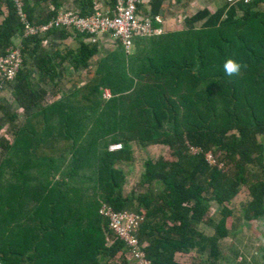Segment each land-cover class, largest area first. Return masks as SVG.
<instances>
[{"label":"trees","instance_id":"obj_1","mask_svg":"<svg viewBox=\"0 0 264 264\" xmlns=\"http://www.w3.org/2000/svg\"><path fill=\"white\" fill-rule=\"evenodd\" d=\"M42 1L51 7L38 14L24 0L30 24L46 23L62 9L90 15L94 2L101 0H77L73 7ZM107 2L112 7L115 0ZM162 2L152 0L153 19ZM260 2L264 5V0H227L215 12L199 9L185 18L183 30L135 38L134 54L117 43V49L97 62L89 81L42 104L47 93L34 90L32 70L43 83L54 85L65 62L75 70L89 68L100 53L99 44L71 27L24 37L12 1L4 0L0 56L18 47L22 65L13 83L0 77V85L9 86L26 115L11 143L0 137L5 151L0 162L2 264H22V257L31 264H101L119 252L128 259L125 244L99 214L103 203L117 211L145 210L139 234L152 264H178V253L193 250L207 252L203 264H220L218 242L227 235L231 215L226 204L245 188L249 199L242 209L244 219L264 216V145L257 139L264 134ZM153 25L161 26L155 20ZM16 35L19 46L12 41ZM52 35L72 38L78 46L65 55L49 53L43 44ZM229 57L243 65L232 77L222 67ZM133 141L172 150L174 161L145 162L144 181L159 186L156 194L133 197L123 192V174L114 167L122 151L108 149ZM192 148L200 151L194 154ZM210 152L220 153L229 168L211 165L206 157ZM54 172L67 184L53 181ZM211 202L221 206V218L217 223L208 220L214 227L209 236L199 226ZM252 262L241 258L240 264Z\"/></svg>","mask_w":264,"mask_h":264},{"label":"rangeland","instance_id":"obj_2","mask_svg":"<svg viewBox=\"0 0 264 264\" xmlns=\"http://www.w3.org/2000/svg\"><path fill=\"white\" fill-rule=\"evenodd\" d=\"M4 1V0H0ZM61 1V6L63 7H73L77 0H59ZM28 5L34 6V11L39 12L46 7V9L51 7L47 6L42 0H29ZM107 2V6H108ZM180 5V4H179ZM4 15L7 13L6 5L4 4ZM179 6H173L171 3V9H169L171 20H169V28L167 31L173 32L176 30H183L184 19L183 17L193 14L194 11L187 8L180 9ZM40 16H36L38 19ZM161 18V25H164L165 19ZM186 18V17H185ZM202 22H199L197 26H200ZM163 27V33L166 32ZM20 39L14 42L16 46L20 45ZM113 44H105V46L99 47L100 53L95 55L89 62V68L73 69L69 62H65L63 70L60 72L59 77L54 81V85L45 84L40 79H38L36 71L32 70L31 78L33 88L36 92L40 90L46 91V99L42 100V104H50L58 100L61 96L73 91L77 87L82 86L95 73L97 69V62L100 61L108 53L117 49V44L112 41ZM46 44V42H44ZM32 46V44H29ZM77 42L73 40L72 42H60L58 40H53L52 44H47L44 49L49 53L58 52L61 55H65L67 51L75 50L77 48ZM126 52L127 54H134L136 52V47L133 46ZM38 94V93H37ZM105 98L110 97L109 91L105 92ZM25 113L20 110V107L15 103L9 86L4 87L0 90V137L5 138V141L11 143L13 141L14 131L19 127L20 123L25 118ZM235 132H230V134ZM258 142L264 145V134L257 136ZM121 144V143H119ZM118 144V145H119ZM115 144L109 146V151L114 153H119L116 156L114 162V167L120 170L123 174V192L125 196L131 195L137 197L140 194H156L159 191V186L153 183H145L143 175L145 172V162L147 160L158 161L163 158L167 161H174L175 158L172 155V150L165 145H149L143 146L138 143V141L130 142L124 147L123 144L121 149L112 150L111 147ZM5 151L0 147V162L4 158ZM212 160L216 162L217 165L222 166L225 170L229 168L226 166L223 157L220 153L214 155ZM264 163V161H263ZM53 181H60L63 185L67 184L66 180L60 178L59 173H52L51 177ZM248 192L245 188L236 194L227 204L226 207L230 210L231 215L226 218L225 227L227 229V235L221 238L218 242V247L220 250V258L218 262L220 264H240L241 257L246 258L248 263L251 261H258L260 263L262 257L264 256V216L252 220L246 221L243 217V206L248 201ZM138 206V203L135 202ZM143 212L144 209L140 208ZM221 206L216 202H211L210 210L208 216L205 218L204 222L200 224L199 229L205 234L211 236L214 233V227L209 224L210 219L217 223L220 218ZM209 220V221H208ZM111 236V235H110ZM109 236V237H110ZM111 238V237H110ZM187 256L180 258L186 264H203L207 262V252L199 253L197 250H193L190 253H186ZM189 255V256H188ZM186 257V258H185ZM130 260V259H129ZM132 261V260H131ZM120 263L122 261L120 260ZM132 263H134L132 261ZM2 264V262H0ZM22 264H31L25 257H22Z\"/></svg>","mask_w":264,"mask_h":264},{"label":"built area","instance_id":"obj_3","mask_svg":"<svg viewBox=\"0 0 264 264\" xmlns=\"http://www.w3.org/2000/svg\"><path fill=\"white\" fill-rule=\"evenodd\" d=\"M16 15L23 25V36L44 35L51 29L71 27L79 33L90 36L91 41L108 36L116 44L120 43L125 48L133 45L138 37H149L163 33L160 16L154 19L148 15H142L139 6L145 0H115L112 7L107 6L105 0L95 1L94 10L90 15L81 16L70 9H62L57 15L46 23L30 24L24 12V0H11ZM236 1V0H229ZM247 1V0H244ZM153 20L161 26L154 27ZM22 65V56L18 47H11L6 54L0 56V77L6 83H13L18 70ZM3 85H0V90ZM121 144L111 147L112 150L121 149ZM192 153H198L199 149H191ZM211 165H216L212 160L213 154L206 155ZM99 214L107 221L109 231L116 239L125 244L127 255L134 264H152L145 251L146 244L141 241L139 230L145 220V213L131 211H117L111 205L103 203Z\"/></svg>","mask_w":264,"mask_h":264},{"label":"crops","instance_id":"obj_4","mask_svg":"<svg viewBox=\"0 0 264 264\" xmlns=\"http://www.w3.org/2000/svg\"><path fill=\"white\" fill-rule=\"evenodd\" d=\"M151 3H152V0H145V3L140 8V11H141L142 15H145V16L148 15V16H150V14H151ZM171 3L175 7L176 6H179L180 9H182V11L184 10L183 9L184 7L187 8V9H189V10H192V11H194L193 12V14H194L199 9H203V8H208L211 12H215L219 8L223 7L227 3V0H163L162 6H161V12H160V14H158L156 16L162 17L163 20L165 19V22H163L164 25H162V27H164V29L170 27L169 24H168V22H169V20H171V16H169L170 15V12H171V11H169V9H171ZM259 7L260 8H263L264 7V5H263L262 2L259 3ZM4 9H5L4 1L3 2L1 1V3H0V23L2 22V20L5 17V15H4ZM43 9H46V7L43 8ZM190 15H192V14H190ZM185 17H187V16H185ZM185 17H183L184 19H182L184 21V26H185ZM176 31H179V30H176ZM166 32H170V31H167V29H166ZM19 38H20L19 35L14 36L13 39H12L13 43L14 42H17V40ZM53 40H58L60 42H72L73 41L72 38L60 39V37H58L57 35H52V36H49V39H47L45 41L46 44L44 43L43 44V47L46 46L47 44H52V41ZM112 41L113 40L110 37L105 36V37L98 38L94 42H96L97 44H99V47H101V46H105V44H109V46H111L113 44ZM132 47L133 46H131L129 49H131ZM126 254H127V251H126ZM183 256H187V254L186 253H178L176 255V261H177L178 264H186L185 262H183L182 260H180V258L183 257ZM123 257H125L123 255V253L122 252H119L116 255L115 258H113V259H107L106 261H103L101 264H134V263H132V261L129 258V256H128V259H125L126 257L125 258H123ZM124 259L126 260V263L122 261ZM120 260L122 261V263H120ZM252 263L253 264H264V256L262 257L260 263L258 261H256V262L253 261Z\"/></svg>","mask_w":264,"mask_h":264},{"label":"clouds","instance_id":"obj_5","mask_svg":"<svg viewBox=\"0 0 264 264\" xmlns=\"http://www.w3.org/2000/svg\"><path fill=\"white\" fill-rule=\"evenodd\" d=\"M222 67H223L224 73L227 76L232 77V76L238 75L240 73L243 65L238 60H236L232 57H229L228 59H226L223 62Z\"/></svg>","mask_w":264,"mask_h":264}]
</instances>
